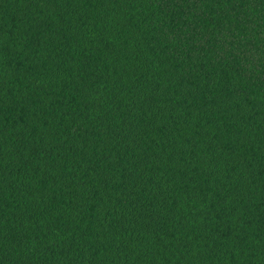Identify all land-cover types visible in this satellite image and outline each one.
Masks as SVG:
<instances>
[{
    "label": "trees",
    "instance_id": "1",
    "mask_svg": "<svg viewBox=\"0 0 264 264\" xmlns=\"http://www.w3.org/2000/svg\"><path fill=\"white\" fill-rule=\"evenodd\" d=\"M0 264H264V0H0Z\"/></svg>",
    "mask_w": 264,
    "mask_h": 264
}]
</instances>
